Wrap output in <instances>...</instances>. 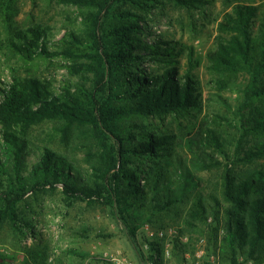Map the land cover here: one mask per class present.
I'll use <instances>...</instances> for the list:
<instances>
[{
  "label": "trees",
  "instance_id": "trees-1",
  "mask_svg": "<svg viewBox=\"0 0 264 264\" xmlns=\"http://www.w3.org/2000/svg\"><path fill=\"white\" fill-rule=\"evenodd\" d=\"M17 1L0 0L8 28L0 50L26 63L68 61L73 80L55 87L12 69V82L0 87V223L21 229L26 197L60 189L69 206L106 208L140 256L137 237L150 223L177 225L188 237L176 247L182 251L206 237L224 263L264 264V5L236 2L207 54L218 91L239 94L233 119L206 116L174 134L147 122L201 111L200 63L192 47L150 40L153 10L165 2L197 8L205 0H56L80 12V29L65 27L56 43L39 23L15 26ZM217 118L233 131L225 133ZM45 122L59 124L65 137L76 131L86 169L32 140V129ZM46 252L33 251L34 264H49ZM5 260L0 255V264Z\"/></svg>",
  "mask_w": 264,
  "mask_h": 264
},
{
  "label": "rangeland",
  "instance_id": "rangeland-1",
  "mask_svg": "<svg viewBox=\"0 0 264 264\" xmlns=\"http://www.w3.org/2000/svg\"><path fill=\"white\" fill-rule=\"evenodd\" d=\"M205 1L207 4L198 5L197 8L178 7L165 2L153 10L154 22L151 28L154 36L150 40L161 37L193 48L194 59L200 63L194 74L200 83L203 98L201 111L193 113L195 116L176 114L163 120L150 119L147 124L158 131L180 134L183 129L190 127V123L202 122L206 116L224 117L229 121L234 117L232 112L239 94L231 90L218 91L207 69V54L213 48L219 22L236 2L261 6L264 5V0ZM17 10L18 13L14 17L15 26L39 23L49 29L54 43L61 39L65 27L80 29V24L76 22L80 13L78 9L59 4L56 0H18ZM7 32L5 20L0 15V40ZM180 61L183 72L187 67L185 53ZM68 64L69 62L63 59L26 63L0 50V87L7 88L12 82V69H17L22 75L48 80L55 87H60L65 81L73 80L66 68ZM146 66L152 70L157 68L152 64ZM217 119L225 133L233 131L230 122ZM73 135L76 136L75 130H71L69 136L65 137L60 125L53 122L40 124L31 131V138L37 145L50 146L86 169L88 157L83 147L76 146ZM199 176L206 179L210 174L201 172ZM18 215L21 229H16L10 221L0 223V255L5 257V264H34L30 254L39 249H48L46 254L49 264H114L107 260L110 255H117L131 264H145L132 239L106 208L86 203L69 206L60 189L38 195L29 194L19 206ZM29 234L32 235L33 241L27 244L26 237ZM137 238L140 248L142 242ZM200 238L195 239L194 244ZM180 249L179 246L175 253L176 258L181 256V253L193 252V248L184 251ZM215 252L219 253L220 264H231L222 261L220 250ZM243 261L241 257L240 262Z\"/></svg>",
  "mask_w": 264,
  "mask_h": 264
},
{
  "label": "built area",
  "instance_id": "built-area-1",
  "mask_svg": "<svg viewBox=\"0 0 264 264\" xmlns=\"http://www.w3.org/2000/svg\"><path fill=\"white\" fill-rule=\"evenodd\" d=\"M138 237L142 242L140 248L145 264H220L219 253L209 251L206 238L196 241L193 252L181 253L182 260L173 263L172 259L178 251L177 245L188 243V238L174 225L156 227L146 223ZM32 241V235H27L26 243L30 244ZM107 260L114 264H131L117 255H110Z\"/></svg>",
  "mask_w": 264,
  "mask_h": 264
},
{
  "label": "crops",
  "instance_id": "crops-1",
  "mask_svg": "<svg viewBox=\"0 0 264 264\" xmlns=\"http://www.w3.org/2000/svg\"><path fill=\"white\" fill-rule=\"evenodd\" d=\"M180 260H182V256H179L178 258H176V256H174V258L172 259V262H173V263H177V262H179Z\"/></svg>",
  "mask_w": 264,
  "mask_h": 264
}]
</instances>
